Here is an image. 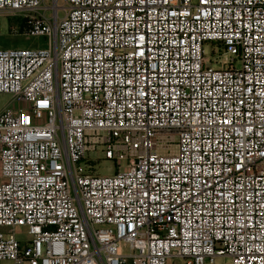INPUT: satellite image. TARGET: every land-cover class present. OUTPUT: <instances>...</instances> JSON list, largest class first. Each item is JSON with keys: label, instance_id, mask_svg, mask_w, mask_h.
Returning <instances> with one entry per match:
<instances>
[{"label": "built area", "instance_id": "built-area-1", "mask_svg": "<svg viewBox=\"0 0 264 264\" xmlns=\"http://www.w3.org/2000/svg\"><path fill=\"white\" fill-rule=\"evenodd\" d=\"M58 1L0 0V264H264V0Z\"/></svg>", "mask_w": 264, "mask_h": 264}, {"label": "rangeland", "instance_id": "rangeland-1", "mask_svg": "<svg viewBox=\"0 0 264 264\" xmlns=\"http://www.w3.org/2000/svg\"><path fill=\"white\" fill-rule=\"evenodd\" d=\"M50 0H45V5L48 6ZM58 5H62V2L59 0ZM59 16H62V13L59 12ZM22 19L18 16L9 15L6 12H0V48L7 47H38L42 45V39L37 37H29L23 35V23L20 21ZM211 45L208 46V50ZM208 57L216 62L215 56H212L208 53ZM218 58V56H217ZM15 105L14 100L11 99V96L0 94V110L5 107H13ZM95 156L99 158V161L95 164L96 174L100 176L112 175L114 173L115 167L117 164L121 166L124 165L123 162H113L107 160L101 153H96ZM224 259H217L216 264H223ZM6 264V263H4ZM166 264H185L182 259H169Z\"/></svg>", "mask_w": 264, "mask_h": 264}, {"label": "trees", "instance_id": "trees-1", "mask_svg": "<svg viewBox=\"0 0 264 264\" xmlns=\"http://www.w3.org/2000/svg\"><path fill=\"white\" fill-rule=\"evenodd\" d=\"M20 21L24 24L25 20L24 19H20Z\"/></svg>", "mask_w": 264, "mask_h": 264}, {"label": "crops", "instance_id": "crops-1", "mask_svg": "<svg viewBox=\"0 0 264 264\" xmlns=\"http://www.w3.org/2000/svg\"><path fill=\"white\" fill-rule=\"evenodd\" d=\"M11 99H12V98H11ZM1 110H2V109H1ZM1 110H0V111H1Z\"/></svg>", "mask_w": 264, "mask_h": 264}]
</instances>
